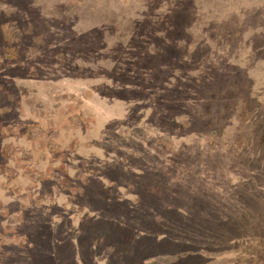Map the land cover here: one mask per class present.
I'll return each mask as SVG.
<instances>
[{
	"label": "rangeland",
	"instance_id": "obj_1",
	"mask_svg": "<svg viewBox=\"0 0 264 264\" xmlns=\"http://www.w3.org/2000/svg\"><path fill=\"white\" fill-rule=\"evenodd\" d=\"M103 188L89 264H264V0H0L1 264Z\"/></svg>",
	"mask_w": 264,
	"mask_h": 264
},
{
	"label": "trees",
	"instance_id": "obj_2",
	"mask_svg": "<svg viewBox=\"0 0 264 264\" xmlns=\"http://www.w3.org/2000/svg\"><path fill=\"white\" fill-rule=\"evenodd\" d=\"M102 190L103 192H97V189H92V192L90 191V193L94 195V199L96 201H99V204L101 203V205L103 204L106 207L104 206V209H101L99 215L85 217L80 228L77 230L78 232L75 237L68 233L70 232V229L66 232V234L64 233L62 235V233L68 229L66 226H64L63 229H59V227H57L53 230L50 227L51 225H47V229L39 233V238L35 240L37 243L34 242L35 245H29L31 248H29V246H22L23 252H21L20 255L22 259L19 264H89L90 261H95V253L98 255V252L101 251V249L104 251V246L107 241H111V243L107 245H112V247L116 246L117 248L121 247V242L117 240L119 237L115 234L118 233V231L115 230L123 229L120 227V225L123 224L117 222V224H120L117 225L116 222L112 221V217H114L116 221L115 216H103L102 211L105 213V208L107 209L111 203H113L116 207L123 205L116 199L105 198L101 193L106 192V190L104 188ZM138 207H141L140 203ZM166 209H172L170 212L175 213L174 206H167ZM65 217L66 219L69 217L67 213L65 214ZM62 222L64 221L59 220L58 223ZM32 224L35 225L34 223ZM109 255L110 258L108 259L114 258V254ZM104 259H106V257ZM1 263L2 262L0 261V264Z\"/></svg>",
	"mask_w": 264,
	"mask_h": 264
}]
</instances>
